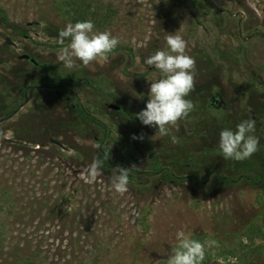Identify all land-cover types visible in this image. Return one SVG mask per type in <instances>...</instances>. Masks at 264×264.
I'll use <instances>...</instances> for the list:
<instances>
[{
    "label": "rangeland",
    "instance_id": "rangeland-1",
    "mask_svg": "<svg viewBox=\"0 0 264 264\" xmlns=\"http://www.w3.org/2000/svg\"><path fill=\"white\" fill-rule=\"evenodd\" d=\"M59 1L0 0V264H166L178 230L217 241L205 264H222L224 251L238 255V264H264V184L215 176L264 180V0H205L198 16L190 0H92V9L112 3L117 10L110 26L94 25L120 43L107 61H77L72 69L58 59L69 43H59V32L71 23ZM168 34L180 35L197 62L187 97L195 109L162 137L136 114L146 108L151 81L161 78L145 61L166 49ZM69 73L80 80L66 90L107 124L110 157L140 171L130 172L124 194L112 187L117 167L98 158L102 129L58 89L35 87L12 113L33 79ZM246 119L256 120L259 150L243 162L224 159L220 132ZM53 128L56 137L47 134ZM152 150L174 175L205 182L149 174ZM97 160L102 168L91 180Z\"/></svg>",
    "mask_w": 264,
    "mask_h": 264
},
{
    "label": "clouds",
    "instance_id": "clouds-1",
    "mask_svg": "<svg viewBox=\"0 0 264 264\" xmlns=\"http://www.w3.org/2000/svg\"><path fill=\"white\" fill-rule=\"evenodd\" d=\"M66 39L69 43L60 49L58 59L69 69L78 67L77 61L82 62L84 67L93 62L107 61L120 43L111 31L95 30L91 20L68 23L58 36L61 45ZM165 39L166 49L157 50L145 61L159 70L161 78L151 81L146 108L136 114L143 125L158 128L157 133L162 137L170 135V129L178 128L179 122L187 119L195 109L193 101L187 97L195 90L197 64L195 58L186 53L188 45L180 35L168 34ZM255 132V119L243 120L235 130H222L219 149L224 159L237 162L250 159L259 150L260 141ZM171 140L172 143H179L175 135H171ZM105 158H110V151L105 153ZM101 168L102 163L94 161L87 171L89 179L94 180ZM132 168L117 166L118 174L112 177L111 182L115 192L124 194L128 191ZM175 239L176 244L172 246L166 264H202L206 251L218 247L217 241L202 243L192 239L191 233L184 230H178ZM156 264L160 262L156 261Z\"/></svg>",
    "mask_w": 264,
    "mask_h": 264
},
{
    "label": "trees",
    "instance_id": "trees-1",
    "mask_svg": "<svg viewBox=\"0 0 264 264\" xmlns=\"http://www.w3.org/2000/svg\"><path fill=\"white\" fill-rule=\"evenodd\" d=\"M204 1L205 0H190V4L193 7V10H195L196 16H198V12L200 11L201 6H202ZM91 2H92V0H60L58 2V5L60 4V7H61L60 8L61 9L60 14L62 16H64L66 19H68L73 24L76 22L91 20L94 22V24H96V27H98V28H105V27L110 26L112 24L115 16L117 15V10L115 9V7H113L112 3L105 4V5L101 4V6L98 5L96 7V9H92V3ZM204 5H205V3H204ZM1 10L4 11L5 9H1ZM197 20H199V19H197ZM33 64L38 65V63H33ZM46 68L50 70L51 66L48 65V66H46ZM71 80L77 81L80 79L77 78L73 73H69L65 78L59 79V80H55V79L51 78V79H46L44 81H37L36 79H33L32 80L33 85L29 84V85L22 87L21 93H20L22 95V102H20L15 107V109L12 113L16 112L19 109V107L22 105L23 102H26L28 92H30V93L33 92L35 87L36 88L44 87L46 89H58L59 93L62 95L63 99L66 100V102L68 104H70L71 107L76 109L78 111L79 115H81L83 118L89 120L90 122L97 124L102 129L103 136L97 141L98 145H100V147L98 148V152H97L99 160L104 164V166L106 168L117 167V166L122 167L123 166L122 163L125 160L124 158H121L119 160H113L111 157L105 158V153L108 152V149L104 145V138L107 136V134L110 133L108 130L107 124H105L102 120L95 117L91 113V109H89V105L86 106L84 103H82L80 101L79 96H77L76 93L72 94L68 90H66V85L69 84L71 82ZM74 98H76V102H74V100H73ZM10 115L11 114H9L7 117H9ZM45 128H47V127H45ZM134 132H138V131L134 130ZM47 134L49 136L52 135L53 137L57 136L54 128L48 130ZM64 144L68 145V143H64ZM68 147H70V146L68 145ZM57 148L59 149L58 146H57ZM148 166L150 167L149 174L154 175V176L160 174L163 178H165L168 181L192 180L196 184H200L201 182H205L193 174L184 175V176L174 175V173L172 172L171 169L162 165L160 158H159V156L155 150H152V159L148 162ZM131 171H134L136 173L140 172L137 167H133L131 169ZM215 176L220 178V179H224L229 183H232V182H235L239 179L244 178L246 181H248L251 184H258V183L264 184V180L261 178V176L259 174L251 175L249 173H246V174H244V176L240 175L238 177L231 178V177L223 176L219 173H215ZM263 221H264V218H263ZM196 240L200 241V239H196ZM228 252L229 251H224L221 253V255L224 258H227L228 256H230V255H228L229 254ZM230 254L234 255L233 253H230ZM211 256H212V254L209 253L208 251H206V256H205V259L202 262V264L208 263L209 260L211 259ZM234 256H238V255L235 254ZM28 264H36V262L30 261ZM235 264H238V262Z\"/></svg>",
    "mask_w": 264,
    "mask_h": 264
},
{
    "label": "water",
    "instance_id": "water-1",
    "mask_svg": "<svg viewBox=\"0 0 264 264\" xmlns=\"http://www.w3.org/2000/svg\"><path fill=\"white\" fill-rule=\"evenodd\" d=\"M7 42H8L9 44H13V45H15V43H14L10 38H7ZM21 58H22V59H24V58H25V59H31V61H32L33 63H36V60H35L33 57H31L30 55H28V54H23V55H21ZM110 107L113 108V109H116V110H119V109H120V106L117 105V104H110ZM51 141H52L53 143H55V144L61 146V147H64L63 143L60 142V141L57 140V139L52 138Z\"/></svg>",
    "mask_w": 264,
    "mask_h": 264
},
{
    "label": "built area",
    "instance_id": "built-area-1",
    "mask_svg": "<svg viewBox=\"0 0 264 264\" xmlns=\"http://www.w3.org/2000/svg\"><path fill=\"white\" fill-rule=\"evenodd\" d=\"M221 262L222 264H235L238 262V257L234 255H230L227 258H223Z\"/></svg>",
    "mask_w": 264,
    "mask_h": 264
},
{
    "label": "flooded vegetation",
    "instance_id": "flooded-vegetation-1",
    "mask_svg": "<svg viewBox=\"0 0 264 264\" xmlns=\"http://www.w3.org/2000/svg\"><path fill=\"white\" fill-rule=\"evenodd\" d=\"M25 59V58H24ZM26 60H28V61H30L31 63H33L32 61H31V59H26Z\"/></svg>",
    "mask_w": 264,
    "mask_h": 264
}]
</instances>
